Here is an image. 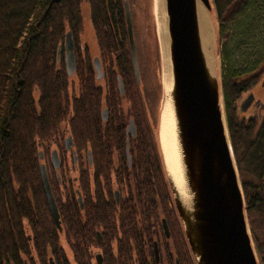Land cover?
<instances>
[{
    "label": "trees",
    "instance_id": "1",
    "mask_svg": "<svg viewBox=\"0 0 264 264\" xmlns=\"http://www.w3.org/2000/svg\"><path fill=\"white\" fill-rule=\"evenodd\" d=\"M125 1L0 0V264H49L50 258L55 264H70L60 245L64 230L75 264H92L93 248L101 250L104 264H146L151 230L160 225L158 207L162 204L164 214H169L168 207L174 203L159 147L158 121L150 127L146 119L151 92L144 90L142 79L140 84L135 79ZM212 3L226 123L254 248L259 264H264V109L261 117H247L249 111L239 109L243 96L252 93L264 77V0ZM83 4L89 7L106 90L96 87L90 54L78 42ZM68 32L74 39L77 61L78 91L72 94L64 50ZM119 77L124 84L122 96ZM123 100L129 102L127 111L121 108ZM104 108L111 113L105 123L101 121ZM131 118L137 128L136 138L131 139L132 168L128 170L123 160L118 171L121 183L129 178L133 185H128L130 200L117 212L118 228L114 201L107 202L105 185L112 193V153L124 158L125 128ZM65 136L72 137L79 162V177L72 182H66L50 162L53 151L60 159L67 153L62 146ZM50 143L57 146L52 152ZM88 147L95 197L90 192ZM41 164L46 166L61 230L49 210ZM177 232V257L182 264H194L182 231ZM168 256L171 264L172 256Z\"/></svg>",
    "mask_w": 264,
    "mask_h": 264
},
{
    "label": "water",
    "instance_id": "2",
    "mask_svg": "<svg viewBox=\"0 0 264 264\" xmlns=\"http://www.w3.org/2000/svg\"><path fill=\"white\" fill-rule=\"evenodd\" d=\"M197 1L203 6L213 28V17L215 22L217 20L216 14L211 15L214 10L212 0H165L173 86L171 90L165 91L162 76L163 104L158 119V141L164 171L195 264H259L227 128L221 78L214 69L209 71L201 46ZM125 16L135 79L137 84H140L141 76L128 0L125 1ZM215 31L217 36L218 24ZM215 41L217 42V37ZM64 50L68 75L73 76L77 61L71 32L66 35ZM94 64L97 78L101 79L103 74L99 58L94 59ZM118 86L120 94H124L121 78H118ZM254 102V94L248 95L240 103V111L248 112ZM166 103L170 104L171 113L162 114ZM260 103L257 101L256 105ZM263 107L264 104L261 105L262 109ZM106 115L105 110L104 118ZM170 122L176 128L175 146L178 148L184 185L191 198L189 207L184 204L183 191L170 173L163 148L162 127L164 123ZM127 131H131L132 136L135 135L132 121ZM64 145L66 151L73 152L76 161L72 137L68 136ZM39 155L42 159V153ZM173 159L177 160L175 154ZM51 161L55 169L60 167L57 151L52 152ZM40 173L50 213L55 225L61 230L58 207L44 164L40 166ZM77 195L78 203L83 208L79 190ZM164 226L168 237L165 221ZM156 259L159 260L158 250ZM97 263L101 264L100 255L97 256ZM49 264H55L52 258L49 259Z\"/></svg>",
    "mask_w": 264,
    "mask_h": 264
},
{
    "label": "rangeland",
    "instance_id": "3",
    "mask_svg": "<svg viewBox=\"0 0 264 264\" xmlns=\"http://www.w3.org/2000/svg\"><path fill=\"white\" fill-rule=\"evenodd\" d=\"M131 19L133 25V34L136 45V54L137 61L139 65L141 79L143 81L144 90L150 91L151 95L148 97L146 101V119L147 123L150 127L153 124H157L159 119V115L162 109L163 104V91H162V66H161V56L156 32V22L154 17V0H129ZM215 14L214 10L211 15ZM82 17H83V31L79 37V44L82 47H86L90 54L91 60L99 57V48L94 32V28L90 21L89 15V7L87 4L82 5ZM213 29H214V45L216 47V59L214 65L215 73L221 78L222 73V60L219 55V45L218 41L216 42V27L217 22H215L213 17ZM264 43V42H263ZM264 46V45H263ZM103 67V66H102ZM104 69V68H103ZM70 92L75 93L78 91V79L76 75L70 77ZM160 83H161V91H160ZM95 85L104 90L106 88V82L96 81ZM254 94L255 99L257 98L262 104H264V77H262L259 85L252 91V93H247L243 96L242 100L245 99L248 95ZM37 96V94L35 95ZM157 98L156 100H153ZM159 98V99H158ZM104 99L102 98V105H104ZM241 100V102H242ZM240 102V103H241ZM240 105V104H239ZM122 110L127 111L129 109V102L127 100H123L122 102ZM251 114L252 116H259V106L255 105L252 107L249 112L246 114ZM155 122V123H154ZM63 130L66 129L64 125L62 127ZM65 136L62 139V146L64 144ZM51 152L55 149L56 144L50 143ZM67 152V151H66ZM82 161L85 167H87V156L85 153L81 155ZM50 162L51 158H50ZM62 171L58 169V174H64L66 178V182H72L75 178L79 177V162H74L73 155L71 153H66L61 159ZM78 184H76L77 186ZM64 188H61L64 191ZM64 194L62 192V198ZM64 201V200H63ZM159 214H161V218L164 217V208L162 204L158 207ZM175 212H173V219H175ZM172 228L174 235H172L171 240L168 242L162 239L161 241V252H162V262L161 264H169V251L175 254L180 248L177 245V238L179 237L178 225L172 223ZM181 236L182 233L180 232ZM162 236V235H161ZM60 245L64 249L65 254L68 256L70 264H75L72 251L70 249L69 243L66 238L65 230L60 234ZM93 259L92 264H97L96 256L101 254V250L97 248L92 249ZM35 257V255H34ZM173 262V261H172ZM174 264V263H172Z\"/></svg>",
    "mask_w": 264,
    "mask_h": 264
},
{
    "label": "flooded vegetation",
    "instance_id": "4",
    "mask_svg": "<svg viewBox=\"0 0 264 264\" xmlns=\"http://www.w3.org/2000/svg\"><path fill=\"white\" fill-rule=\"evenodd\" d=\"M92 65H93V69H94V72H95V82L96 81L104 82L105 72L103 70L101 61H100V65H101V71H102V74H103V76H102L101 79H98L97 78V71L95 69L94 60L92 62ZM122 84H123V82H122ZM123 87H124V84H123ZM104 90H106V88H104ZM122 95H124V94H122ZM257 101H259V100L256 98L255 99V102L253 103V105L251 106V108L256 105V102ZM261 105H262L261 103L260 104H257V106H259V116L260 117H261V111H263V109H264V107H263V109L261 108ZM105 110L107 111V115L104 118L103 112ZM110 115H111V113H110L109 109H106V108L102 109V111H101V121L103 123L107 122V120L109 119ZM131 121L133 122V125H134V131H133L135 133L134 136H132L131 131L130 132L127 131L128 128H129V126H130V122ZM136 136H137V128H136V125L134 123V120L131 118V119L128 120L127 125H126V128H125V144H124V151H123L124 158H122V159L119 158L118 155H117V152L116 153H112L111 162L113 163V166H112L113 169H111L112 172H111V175H110V179H111L110 185H111L112 193H109L108 192V189H107L108 185L107 186L105 185V196H106L107 202L110 203V202H113L114 201L113 202L114 203V210L116 212V214L114 216H115L116 225L118 226V228L121 227L120 226V221L121 220H120V216H119L120 213H117V212L120 211V209L122 207V204L125 201H129L130 200L131 193H130V189L128 188V185H133L131 183V181H129L130 180L129 178L128 179L124 178L123 179L124 180L123 183H121L120 182V178H119L120 172L118 170H119V166L121 167V162L123 160L125 161L126 168L128 170L132 168V163H133V159H134L133 157L134 156L132 155V151H131V139L136 138ZM64 142H65V140H64ZM72 142H73V139H72ZM73 151H74V149H73ZM67 152L68 153H71L73 155V152L72 151H67ZM74 153H75V151H74ZM89 156H90V159H89ZM76 158H77V156H76ZM59 159H60V157H59ZM73 160H74V155H73ZM74 162H77V159ZM61 165H62V162H61V159H60V166ZM88 175H89V178H90V186H91L90 187L91 188L90 189V192H91V196L95 197V181H94V177H93V175H94V168H93L92 153L90 151V147H88ZM123 176H125V175H123ZM123 186H125V188H122ZM77 199H78V195H77ZM168 208L170 210L169 214H164V217H162V218H161V214H160V223H159L160 225L158 227V230H156V229H152L151 230V233H152V239L150 240V244H151V249L150 250H151V252L148 255L145 256V263L146 264H161V262H162L161 241L163 239L164 241L168 242V240H171L172 235L174 234L171 223L177 224L179 231L181 230L182 231L181 233L183 234V237H185L184 231L182 229V225H181V222H180V219H179V216H178V213H177V210H176L175 206L174 205H170ZM132 209L134 210V208H132ZM138 209L139 208H135L134 211H136ZM173 212H175L174 213L175 214L174 221H173V217L174 216L172 214ZM165 215L167 217H169L170 218V221H172V222L169 223V221L167 220V217ZM164 221H165V224H166V226L168 228V232H169V236L168 237H167V232L165 231V228H164L165 227L164 226ZM121 234L122 233L120 232L119 235H121ZM96 235H97L98 240H101V234L99 232H97ZM148 242L149 241L147 239H144L145 245H148ZM185 242H186V238H185ZM157 250H158V255H159V260L158 261L156 259V251ZM188 251L190 253V257H191L193 263L195 264L194 259H193V256H192L190 250H188ZM98 255L101 256V264H104L105 258L103 256V253L101 252V254H98ZM134 255H136V253ZM169 255L172 256V260H173L172 263H174V264H182L181 261H180V259L177 257L176 252H175V254H173L172 252L169 251ZM97 256H96V262H97Z\"/></svg>",
    "mask_w": 264,
    "mask_h": 264
},
{
    "label": "bare ground",
    "instance_id": "5",
    "mask_svg": "<svg viewBox=\"0 0 264 264\" xmlns=\"http://www.w3.org/2000/svg\"><path fill=\"white\" fill-rule=\"evenodd\" d=\"M197 6V16H198V28L199 36L201 41V46L205 58L206 65L211 72L214 69L215 59H216V47L214 45V29L210 24L207 13L205 12L203 6L199 1L196 3ZM154 17L156 22V28L159 39V50L160 56L162 57V76H163V87L165 91L172 89V76H171V67H170V50H169V35L167 29V14H166V5L165 0H154ZM162 114L171 113L170 104H164ZM176 128L174 124L170 122L164 123L162 127V143L164 152L167 156L168 167L170 173L172 174L175 182L180 185L181 190L183 191V202L189 207L191 204V198L187 194L186 185L183 181V170L180 167L176 144ZM174 154L177 156V160L173 159ZM186 188V189H185ZM185 192V193H184Z\"/></svg>",
    "mask_w": 264,
    "mask_h": 264
}]
</instances>
